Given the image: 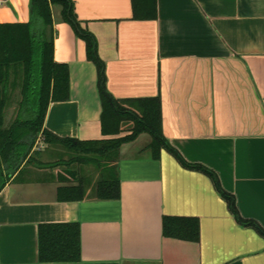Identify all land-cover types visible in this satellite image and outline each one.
<instances>
[{"label":"crops","instance_id":"crops-1","mask_svg":"<svg viewBox=\"0 0 264 264\" xmlns=\"http://www.w3.org/2000/svg\"><path fill=\"white\" fill-rule=\"evenodd\" d=\"M72 1L107 90L158 98L169 148L154 158L147 131L123 143L108 163L121 196L105 200L91 197L101 178L93 163L37 167L73 155L38 139L35 161L0 192V264H264V0H157L155 19H134L132 0ZM51 8L70 97L50 103L44 126L79 140L127 134L131 123L104 133L97 65L62 5ZM31 17V0H0L1 23ZM80 177L89 196L60 199L59 186ZM164 217L197 220L199 239L164 235ZM57 223L80 224L79 260H41L40 226Z\"/></svg>","mask_w":264,"mask_h":264},{"label":"trees","instance_id":"trees-1","mask_svg":"<svg viewBox=\"0 0 264 264\" xmlns=\"http://www.w3.org/2000/svg\"><path fill=\"white\" fill-rule=\"evenodd\" d=\"M56 3L62 5L64 18L74 25L85 41L88 59L97 65L104 133L121 134L124 125L131 123L127 134L110 139L79 140L60 137L44 126L50 103L65 101L70 97L69 65L54 59L51 7ZM132 6L134 19H155L158 15L157 0H132ZM31 8L32 17L28 22H0V192L23 164L35 161L39 151L33 149L41 139L49 145L67 149L73 155L50 163L38 162L37 167L93 163L101 170V178L91 197L119 199L120 179L116 174L112 175L108 163L118 160L120 146L147 131L153 136L149 148L154 158H159L163 146L169 148L161 131L159 99L123 101L109 93L105 84L104 62L97 53L96 39L81 27L72 0H31ZM13 102L17 103V113L15 119L6 125L8 108ZM88 187L80 177L76 184L59 186L58 196L62 200H82L89 196ZM163 232L166 236L197 241L200 227L194 219L164 217ZM39 238L42 261L80 259L82 241L79 223L43 224Z\"/></svg>","mask_w":264,"mask_h":264},{"label":"rangeland","instance_id":"rangeland-1","mask_svg":"<svg viewBox=\"0 0 264 264\" xmlns=\"http://www.w3.org/2000/svg\"><path fill=\"white\" fill-rule=\"evenodd\" d=\"M16 113H17V103L13 102V104H11L10 107L8 108V115H7L6 122H5L6 125L11 123L15 119ZM127 125L129 126L131 124L129 123Z\"/></svg>","mask_w":264,"mask_h":264}]
</instances>
